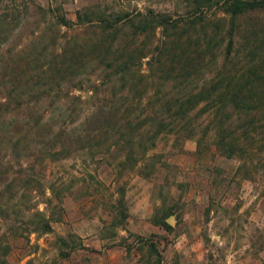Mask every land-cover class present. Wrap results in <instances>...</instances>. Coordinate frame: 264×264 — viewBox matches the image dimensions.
Segmentation results:
<instances>
[{
    "label": "rangeland",
    "instance_id": "obj_1",
    "mask_svg": "<svg viewBox=\"0 0 264 264\" xmlns=\"http://www.w3.org/2000/svg\"><path fill=\"white\" fill-rule=\"evenodd\" d=\"M187 5V0H0V82L5 84L0 100L6 92L14 95L11 101L20 108L11 116L21 128L7 133L0 126V190L15 178L9 181L12 198L0 196V208L8 209L0 212V264H264V120L258 116L252 123L226 121L214 131L213 110L200 101L170 131L160 132L142 159L134 131L103 132L98 124L91 125L88 140L66 137L96 106L139 102L151 117L177 93L172 82L138 81L131 73L107 77L105 60L97 58L107 55L90 44L112 31L101 28L99 15L112 22L134 9H152L179 18L189 11ZM83 7L99 13L78 23L76 12ZM212 10L204 11L206 20ZM60 15L72 25L58 24ZM204 22L189 29V48H195L197 37L201 50L200 32L213 31ZM116 32V39L130 40L129 29ZM62 50L93 60L80 74L69 62L50 70ZM24 59L40 78L15 95L8 74L29 73ZM214 77V72L198 74L188 88L203 91ZM58 108L66 109L63 116L55 115ZM38 113L41 120L34 124ZM244 124L246 134L238 131ZM220 140L229 146L219 148ZM126 153L138 159L132 168L126 161L117 165ZM20 165L33 166L26 174L40 181L43 195L24 190L21 178L16 181ZM36 209L51 231H31Z\"/></svg>",
    "mask_w": 264,
    "mask_h": 264
},
{
    "label": "trees",
    "instance_id": "obj_2",
    "mask_svg": "<svg viewBox=\"0 0 264 264\" xmlns=\"http://www.w3.org/2000/svg\"><path fill=\"white\" fill-rule=\"evenodd\" d=\"M187 4L189 11L179 18H173L167 13L152 9H134L115 18L112 22L99 15L101 28L112 31L108 32L101 39L102 41L93 40L90 44L97 46L102 55H107L97 57L105 60L104 67L109 70L107 77L113 75L123 79V76L131 73L135 74L138 81H149L158 85L160 81L172 82V85L177 88L175 90L177 93H174V96H168L162 108L153 112L151 117L149 112L143 111L144 107L139 102L126 103L122 107L114 106L113 103L96 106L85 111L77 125L67 132L66 137H74L75 141L88 140L93 137L91 125L98 124L99 131L103 132L113 129V132L117 134L127 135L130 131H134L135 139L142 148L140 150L142 159L147 150L154 145L156 136L160 132L170 131L174 122L184 119L200 101H204L203 108L206 106V111L213 110L214 131L217 129L220 131L224 126L222 123L226 121L228 124L233 120L248 119L252 123L257 116L259 120H264V0H187ZM209 9H213L212 17L206 20L204 11ZM96 13L99 12L83 7L76 12V19L78 23L91 22L95 19ZM244 17L250 18V21L240 24V19ZM57 19V23L65 27L72 25L71 21L62 15L57 16ZM204 20L205 24H210L213 31H210L211 34L206 31L200 32L203 43L201 50L198 47L200 44L197 37L192 40L196 43L195 48H189L192 45L189 29L195 28ZM119 28L130 30V40L125 42L114 37ZM242 31L245 33L243 34ZM73 44L77 42L73 41L70 44L72 49H74ZM67 55L68 52L62 50L57 55L60 61L54 57L55 63L48 66L50 70L54 69L55 64L59 66L69 62L70 66L76 70L75 73L80 74V68L93 60V57L82 60L75 53ZM24 61L26 71L32 73L28 68L31 60L24 59ZM211 72H214L215 77L206 89L194 92L193 89L188 88L198 74ZM29 73L26 74L24 70H20L8 74L7 81L11 83L9 89L15 95H19L31 85L35 86L39 81L38 74ZM157 73H160V76H157ZM178 77L182 85L177 83ZM10 78L16 79L15 84ZM0 85L5 86L3 82H0ZM15 88L18 90L16 91ZM13 97L12 93L6 92L2 97L3 100H0V126L4 127L7 133L21 129L16 126V118L11 116V112L16 115L17 108H20L18 102L12 103ZM65 112L66 109L58 108L55 115L63 116ZM220 114H224V118ZM36 115L34 124L41 120V114ZM25 117H28V114ZM42 121L44 123L42 122L41 126L46 125V121L44 119ZM151 126L154 128L149 129ZM238 131L242 134L248 133L247 125L240 126ZM132 138L134 135L130 136V140ZM235 139L237 144L238 138ZM119 141L116 140V143L118 144ZM15 146L12 144V148ZM217 146L224 149L222 146L229 145L220 140ZM125 161L130 162L129 165L132 168L138 159L131 153H126L125 159L118 161L117 165L121 166ZM28 169L31 173L34 171L33 166L26 169L21 165L18 166V171L15 172L16 181L21 178L24 190L43 195L40 181L33 175L26 174ZM10 179L15 180V178ZM0 180L4 179L0 178ZM9 181L5 182L6 184L0 190V196H6L4 199L7 201L13 194L10 193ZM50 191L53 193L52 186ZM120 193L123 195V191ZM46 202L47 200L44 203ZM28 207L25 208L28 209ZM0 212L8 213V209L0 208ZM31 214L37 219L36 223L32 222L34 225L31 231H51L49 221L39 210L31 211Z\"/></svg>",
    "mask_w": 264,
    "mask_h": 264
}]
</instances>
